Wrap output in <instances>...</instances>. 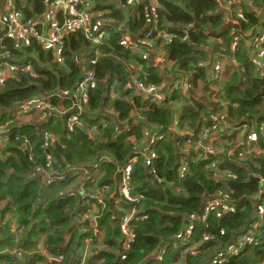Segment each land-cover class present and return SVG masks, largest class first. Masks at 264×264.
<instances>
[{"label": "trees", "instance_id": "trees-1", "mask_svg": "<svg viewBox=\"0 0 264 264\" xmlns=\"http://www.w3.org/2000/svg\"><path fill=\"white\" fill-rule=\"evenodd\" d=\"M11 1L12 13L24 28L25 41L17 39L18 31L6 20L5 0H0V65L18 69L15 79L0 86V127L9 134L16 131L24 135L17 142L0 146V202L9 199L15 209L7 217L9 204L0 206V264H264V237L235 255L225 252L257 223L259 208L254 201L264 185V154L243 163L225 161L223 156L209 164L203 162L204 158L189 161L188 172L180 181L179 151L172 138H164L152 148L157 156L154 164L146 166L139 157L133 165L132 200L119 197L114 203L105 192L104 209L97 213L93 210L97 201L94 197L109 186L113 188L118 165L127 163L129 158H125L132 150L118 133L117 123H126L137 114L141 128L168 130L174 112L169 107L185 97L189 106L184 107L179 122L189 132L180 136L177 144H183L190 134L192 140L200 138L203 126L211 131L214 119L219 117L223 122L218 128L248 125L257 130L264 124V66L259 71L254 64L264 62V43H249L264 26V20L260 23L252 13L253 8L263 7L264 18V0H238V5L232 0L227 2V9L223 0H139L135 4L95 0L90 8L93 18L89 35L82 29L65 35L57 55L30 36L35 22L47 17L49 0ZM57 17L60 24L69 18L63 13ZM100 22L108 25L98 48L101 57L91 65L88 58L96 49L91 40L99 36ZM125 35L131 37L127 45L130 50H124ZM151 51L163 57L169 75L179 80L188 78L193 90L202 83L201 99L207 103L203 106L199 94L191 95L193 90L185 93L177 89L169 102L160 105L134 95L133 89L127 88L131 80L137 87H159L162 83L152 71L132 68L139 65L144 69ZM222 56L230 64L223 76L215 79L216 64L224 61ZM89 75L91 79L82 91L80 81ZM214 83L220 87L218 97L222 102L209 93V84ZM45 94L47 98L52 94L70 96L72 99L60 106L78 104L80 111L74 113L80 123L70 129L66 116L53 118L51 109L25 118L27 114L22 115L19 106ZM59 100L58 96L49 99L52 106ZM212 106L221 108L222 115L213 114ZM105 111L112 114L107 116ZM46 113L49 119L38 122ZM95 117L109 122L93 124L88 120ZM140 124L135 129H140ZM28 143L32 158L19 148ZM258 143L264 145L263 136L259 135ZM46 154H52L53 161L46 159ZM102 155L111 156L113 162L108 157L94 164L85 162ZM188 155L192 158L191 153ZM100 162L105 171L94 178L98 193L88 194L81 202L76 189L81 175L76 174L88 166L95 171ZM63 169L64 179L49 185V193L42 192V176L47 180L51 173ZM223 172L227 174L216 178L215 174ZM209 198L226 201L212 209L205 222H197L195 217L202 214V203ZM232 206L233 211L224 212ZM128 211L134 213L129 221L130 242L120 230L121 215ZM87 214L95 217L100 235H93V224L84 220ZM187 228L190 233L185 236ZM261 229L264 231V216ZM86 230L90 231L87 239L91 255L86 261H75L73 247L85 238ZM163 248L164 252H158Z\"/></svg>", "mask_w": 264, "mask_h": 264}, {"label": "built area", "instance_id": "built-area-1", "mask_svg": "<svg viewBox=\"0 0 264 264\" xmlns=\"http://www.w3.org/2000/svg\"><path fill=\"white\" fill-rule=\"evenodd\" d=\"M94 1L95 0H49L48 3L50 4V7L47 17H45L43 20H37L35 22L30 32V36L34 38L40 45L46 46L47 48L56 51L57 52L56 55H57L59 51V45L62 44V40L65 35L71 34L79 29H82L86 34L89 35L90 22L91 19L93 18V15L90 13V8ZM138 1L139 0H127L128 4H135ZM150 1L155 2V0H150ZM224 3L227 5L226 8H228L230 4L227 2ZM79 6H83L84 8L79 9ZM12 10H13L12 1L5 0V12L8 13L6 20H8V23L11 26H13L16 29V31H18L19 35L17 36V39L20 40L21 42H24L25 41L24 28L19 23V19L15 16L14 13H12ZM59 13H63L65 15L67 14L69 16L67 20L65 19L63 24H60V21L57 17V14ZM1 23L2 21H1V12H0V24ZM106 25L108 24L105 22H100L99 36L93 37L91 40L92 44L96 47L95 51L93 53H90L91 56L88 58L90 59L91 65H95L97 63V57H101L98 48L103 43L102 37L105 35ZM36 28H39L42 31L47 29V31H45V34L43 32L39 33L36 30ZM263 40H264L263 36L258 34L255 35V37L252 39V42L249 43L252 46H259L262 43H264ZM130 41H131L130 36L125 35L123 37V43L125 44V46H127ZM156 61L157 63H163V57L157 56ZM217 66L220 65L216 64V68L220 70V68ZM165 69H166V73H168V69L166 67ZM217 69L213 77L215 79L217 77H220L219 74H221V72H219ZM17 73H18V69L16 67L7 64L0 65V86L6 80L15 78L17 76ZM4 76L6 77L4 78ZM90 79L91 76L89 75L82 82H80V88L82 91L85 90L86 84L90 81ZM187 79L188 78L184 80L181 79L179 80L178 78L174 77L173 81L167 87L166 94L161 92V86L137 87V84L134 81L132 84L133 87L136 89L137 94L141 95L142 97H146L145 94L148 93L149 91H155L154 96L151 99H149V102L151 104L160 105L169 102L173 91L177 89H180V91H183L185 93H190L193 90V85L189 83ZM158 91L159 93H157ZM158 94H160L161 96V101H158L159 100ZM178 105L179 103L176 102L173 104L172 108L174 109L175 106ZM74 106L75 107H73V109L75 110V112L80 111V107H78V104L75 103ZM36 108L40 109V106H36ZM76 116L77 115L75 114L73 117L69 119L70 127L79 123V120H77ZM222 119H223L222 117H220V120H217V118L214 119V124L211 131L209 129H202V135L200 138L196 140H192V135L190 134L184 139L183 144H177V149L179 150V155H180V159H179L180 180H183L186 173L188 172L189 161L201 160L208 155H211L214 159L223 156L225 161L243 163L248 160H253L256 157L262 156V154H264V145L261 146L258 143L259 135L264 137V124H261L257 130L248 125H242L237 128H234L232 126L218 128L222 125L223 122ZM169 130L180 136L188 134L187 131L185 132L179 131L177 127H172ZM154 144H155V140H150L147 144V147H143L138 151L134 152L132 158L129 160V164L137 161L139 157L143 158L145 162L149 164L151 160V158L149 157V152H151V148L154 146ZM3 145L4 144H0V146ZM190 150L191 152H189ZM190 153L192 155V158H190L188 155ZM212 165L209 167L211 168ZM128 170L129 168H126L124 171H122L123 178L120 182L119 193L122 198L131 201L132 199L129 197L130 183H129ZM225 174H227V172L217 173L215 175L217 176L216 178H221ZM104 193L105 190H102L94 197L97 199L96 206L93 207V210L96 213L100 212L105 207ZM258 196H260L264 202V185L262 186ZM111 197L112 196H110V198ZM224 201L226 200L221 198H211V199L209 198L208 200H206V202H203L204 211L202 216L200 217L202 221H205L207 219L212 209L223 206ZM115 202L117 201L115 200L114 203ZM233 210H234V206H232L230 209L225 208L224 212H230ZM133 216H134L133 212L121 216L120 230L122 231V234L125 236L128 242H130L133 238L132 233L129 230V221L133 219ZM263 216H264V209L263 211H260L256 216L257 223L253 225L251 229H249L244 234L239 236L236 239L234 245H230L227 249H225L226 255H235L245 246L252 244L257 240L260 241L264 237V231L261 229V222L263 220ZM84 220H88L93 224L94 227L93 235H100V233L95 229V217H93L91 214H87L84 217ZM193 250L194 249H192L191 251ZM90 255L91 253H90V247L88 241L87 250L85 253L81 255V258L82 260H84L86 257ZM221 258L222 257H220L219 262L222 260Z\"/></svg>", "mask_w": 264, "mask_h": 264}, {"label": "crops", "instance_id": "crops-1", "mask_svg": "<svg viewBox=\"0 0 264 264\" xmlns=\"http://www.w3.org/2000/svg\"><path fill=\"white\" fill-rule=\"evenodd\" d=\"M263 20H264V18L263 17H260V23ZM227 24L229 25V23H227ZM258 34H260V35H262L264 37V26L261 27V28H259L257 30V34L256 35H258ZM250 42H252V39L250 40ZM150 55H152V57L150 58V61L146 63L144 69L141 70L140 67H139V65H135V66L133 65L132 68L136 69V71H139V72L140 71H142V72L152 71L153 74L155 73L158 78H161L162 79V83L159 85V86H161V92H163V93L166 94L167 93V87L173 81L174 76L173 75L171 76L168 73H166V69H165V67H167L166 62H164V63H157V61H156L157 55H155V51H153V53L151 51V54ZM226 62H227L226 65H229L230 64L229 60H226ZM6 76H4V78ZM13 79H15V78H13ZM83 80H84V78H82L80 82H82ZM127 88L133 89L134 95H136V96L138 95L136 89H134V87H133L132 80L130 81V85ZM197 88H198V86H196V89ZM154 92L155 91H149L148 93H146L147 94L146 97H148L149 99H151L154 96V94H155ZM157 93H159V91ZM158 95H159V100L158 101H161V96H160V94H158ZM54 96H58L60 100H59L58 104H53V106H52L51 103H50L51 101H49V99L51 100ZM48 97H49V99L47 98V95L46 94L45 95H41V96H39V97L31 100V101H28L23 106L20 105L19 106L20 112L22 113V115L27 114L25 116V118L28 117V114H30V113H33V112H36V111H39V110L41 112H44L47 109H51V117H53V118L56 117V115L57 116H66V120H69L71 117H73L75 115V113H74L75 110L73 109V107H75L74 106L75 102L74 103L71 102V105L68 108H62L60 106V103L64 102L65 100L72 99L70 96L60 95V94H52V95H48ZM128 98L129 99H133V96H128ZM183 99H184V101L177 102V103H179V105L178 106H175V108L173 109L174 110L173 116H172L173 118H172V123H170L171 125H170L169 129L172 128V127H177L179 129V131L181 130L183 132H185V131L189 132L187 130V128L185 126H182V124L179 122V116L182 115V112L185 109L184 107H186V105L189 106V104L187 103V100L185 99V97ZM36 106H40V109L36 108ZM172 107H173V105L171 107H169L170 110H171ZM41 112H36V113H40L41 114ZM107 113L112 114L110 112L105 111V114L107 116H110ZM40 117L41 118H39L38 122H42V120H45V118H46V120L49 119L47 113H46L45 116L42 115ZM132 118L130 120L126 121V123H123V124H121V123L118 124L117 123L118 133L120 132V134H122V137H125V139H126L125 141L132 146V150H131L130 154L133 155L134 152L138 151L139 149H141L143 147H147V144H148V142L150 140H155V144H154V146H155V145H157L156 143H159V142H161V140H163L164 138H168V137L172 138V140L174 141L176 150H177V139L178 140L180 139V135H178L176 133H173L169 129L168 130H164V131H161V130L151 131V130H149L147 128L146 129L145 128H141L140 115H137L136 114ZM93 119L94 120H98L97 117H95V118H89L88 120L92 121ZM28 120H26V121H28ZM101 120H105V121H107V123L109 122V120H107L105 118H102ZM102 124H105V123H102ZM139 124H140V129H135V128H138ZM202 129H206V128L203 126ZM136 132H137V134L140 133V135H141L139 137V138H141L139 141H138L139 138L136 137V134H135ZM152 148H151V152H149V157L151 158L150 163L147 164L145 162V160L142 158V162L146 166L154 164L155 163V160L157 159V156L153 152ZM178 151H176V155H178ZM130 154L125 158L126 160L129 158L128 161H127V163H125L126 162L125 161V162L120 163L118 165V168L119 169L117 170V172L114 174V177H113L114 178L113 188L109 186L107 189H105L106 194H109V196H115L116 192H117V194H119V191H120V182H121V180L123 178L122 171H124L126 168H129V170H128V176H129V183H130L131 174H132V168H133V165L135 164V162H137V161H135V162L129 164V160L132 158V155L130 156ZM7 155H9V153ZM104 157H108L109 161L110 162H113L112 157L111 156H108V155L95 156V158L93 160H91V161H87L86 160L85 162L87 164H89V163L94 164L98 160H100V158H104ZM213 159L214 158L211 155H208V156H206L203 159V162H206L207 164H209V163H211V161ZM208 161H210V162H208ZM95 168H98V169H96L94 171L92 169V166H88L87 167V170H82L81 172H79L78 174H76V175H81L80 178H79V180H78L79 183H78V185L76 187V189L78 190V193H79V200L81 202H82V200L86 201V198H87L88 194L98 193V187L93 186V184H94V178L96 176H100L105 171V168L102 166V162H100L99 165H97ZM177 177L179 179V160L177 162ZM46 178L47 177L45 175L42 176V182H41L42 184H41V189L40 190L42 192L49 193L50 190L48 189V186L49 185L46 183ZM117 197H118V195H117ZM117 197H115V198H117ZM117 200L118 199H116V201ZM9 202H10L9 199H6V200L0 202V206L1 207L4 206V205H6V204H9V213H7V217L9 216V214H11L10 212H12L13 210H15L14 209V206L11 203H9ZM254 202H255L256 206H258L259 212L260 211H263V209H264V202L261 199V197L260 196H256V199H255ZM202 205H204V203H202ZM202 207L204 208V206H202ZM124 213L125 212H123V214ZM128 213H129V211L126 214H128ZM202 214H203V212H202ZM202 214L201 215H199V214L196 215L197 222L198 221H202V219L200 218L202 216ZM113 221L114 220L112 218L111 219V223H113ZM205 221H202V222H205ZM186 230H187V232H186V235L185 236H188L189 233H190V230L188 228ZM84 233H85V238L83 237L82 240H80V241L77 240L76 246L73 247V253L76 250L75 253L77 254V257L75 258V261H81L82 258H81V256L79 257V254L81 253V255H82L87 250V244H88L87 236H89L90 231L89 230H86V232H84ZM164 251H165V248L158 250V252H160V253H162ZM4 252H9V251L8 250H5ZM87 259L88 258L86 257L84 260L86 261ZM22 263H23V261H22Z\"/></svg>", "mask_w": 264, "mask_h": 264}, {"label": "rangeland", "instance_id": "rangeland-1", "mask_svg": "<svg viewBox=\"0 0 264 264\" xmlns=\"http://www.w3.org/2000/svg\"><path fill=\"white\" fill-rule=\"evenodd\" d=\"M222 2H229V3H232L233 1L232 0H223ZM221 2V3H222ZM234 2H236V4L235 5H238L239 4V2H238V0H234ZM227 6V5H226ZM227 9V8H226ZM263 9V7H260V8H258V9H254L253 8V11H252V13L255 15V16H257L259 19H260V17L261 16H263V14L261 13V10ZM232 14H234L235 12H234V10H232V12H231ZM232 20V19H231ZM230 20V21H231ZM260 46V45H259ZM222 58L224 59V61H221V60H218V62H217V64H219L220 66H217V67H219L220 68V70L219 69H217L219 72H221V74H219L220 75V77L221 76H223V73H224V71L226 70L227 71V69H226V57L225 56H222ZM258 58L260 59V57L258 56ZM254 64H255V69L256 68H258V70L259 71H261V66H264V62H263V60H258V61H254ZM203 86L204 85H202V83H199L198 84V88L197 89H194L193 90V93L191 94V95H193L194 97H197V94H199L200 95V100L199 101H201V104L203 105H205L207 102H206V99H201V97H203L204 95H203V92H204V88H203ZM209 89H210V91H209V93H211V94H213V97H214V99H216V100H221L219 97H218V91L220 90V87H219V85H217V84H209ZM206 96H208L210 99L212 98V96H210V95H206ZM221 102H222V100H221ZM217 104H219V103H217ZM203 105V106H204ZM211 109H212V113L213 114H215V113H218L219 112V114H215V115H218V117L219 116H221L222 115V112H220V109L221 108H218V107H214V106H212V107H210ZM220 118V117H219ZM92 123L93 124H99V123H105V124H107V121H105V120H92ZM68 126V128H70V126L69 125H67ZM71 129V128H70ZM6 130H5V128L3 127V126H1L0 127V144H10V142H17L18 141V139L21 137V136H23L24 134H21V133H19V132H12L11 134H9L7 131L5 132ZM19 148H21V150H23V151H25L26 153H27V155H28V157L29 158H32L33 157V154H32V152L29 150V151H27L28 149H30V147H29V143L27 144V146L26 147H19ZM51 156H52V154H46L45 155V157H46V159H48V160H50V161H53L52 160V158H51ZM65 172H66V169H63V171L60 173L59 171H56V172H54V173H51V175L48 177V179L46 180V183L48 184V185H51V184H53L54 182H56V181H58V180H63L64 179V176H65ZM68 175H70V174H68ZM13 254H14V252H12Z\"/></svg>", "mask_w": 264, "mask_h": 264}, {"label": "clouds", "instance_id": "clouds-1", "mask_svg": "<svg viewBox=\"0 0 264 264\" xmlns=\"http://www.w3.org/2000/svg\"><path fill=\"white\" fill-rule=\"evenodd\" d=\"M262 17H263V16H262ZM124 50H130V48H128V46H127V48L125 47ZM73 111H74V110H73ZM79 123H80V122H79ZM68 125H69V121H68ZM75 125H77V124H75ZM102 166H103V165H102ZM119 197H121V196H120V193L118 194V197H117V198H115V196H112V197H111V200H114V201H115V200L118 199Z\"/></svg>", "mask_w": 264, "mask_h": 264}, {"label": "water", "instance_id": "water-1", "mask_svg": "<svg viewBox=\"0 0 264 264\" xmlns=\"http://www.w3.org/2000/svg\"><path fill=\"white\" fill-rule=\"evenodd\" d=\"M261 17H262V16H261ZM117 195H118V194H117V192H116L115 197H117ZM202 206H204V205H202Z\"/></svg>", "mask_w": 264, "mask_h": 264}]
</instances>
